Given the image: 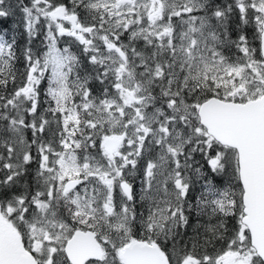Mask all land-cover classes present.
Here are the masks:
<instances>
[{"label":"snow or ice","instance_id":"1","mask_svg":"<svg viewBox=\"0 0 264 264\" xmlns=\"http://www.w3.org/2000/svg\"><path fill=\"white\" fill-rule=\"evenodd\" d=\"M0 264H264V0H0Z\"/></svg>","mask_w":264,"mask_h":264},{"label":"trees","instance_id":"2","mask_svg":"<svg viewBox=\"0 0 264 264\" xmlns=\"http://www.w3.org/2000/svg\"><path fill=\"white\" fill-rule=\"evenodd\" d=\"M18 24V15L12 18H9L8 20L5 21H0V27L3 28H12L14 25Z\"/></svg>","mask_w":264,"mask_h":264}]
</instances>
